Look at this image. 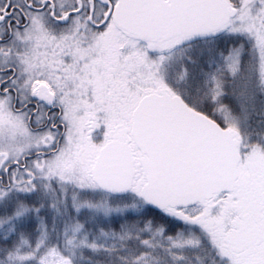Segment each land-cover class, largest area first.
Segmentation results:
<instances>
[{"label": "snow or ice", "instance_id": "6c2138e0", "mask_svg": "<svg viewBox=\"0 0 264 264\" xmlns=\"http://www.w3.org/2000/svg\"><path fill=\"white\" fill-rule=\"evenodd\" d=\"M0 264H264V0H0Z\"/></svg>", "mask_w": 264, "mask_h": 264}]
</instances>
